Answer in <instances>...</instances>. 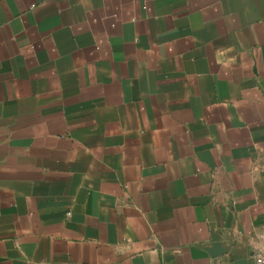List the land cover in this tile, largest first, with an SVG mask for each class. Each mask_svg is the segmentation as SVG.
Here are the masks:
<instances>
[{
	"label": "crops",
	"instance_id": "obj_1",
	"mask_svg": "<svg viewBox=\"0 0 264 264\" xmlns=\"http://www.w3.org/2000/svg\"><path fill=\"white\" fill-rule=\"evenodd\" d=\"M0 264H264V0H0Z\"/></svg>",
	"mask_w": 264,
	"mask_h": 264
},
{
	"label": "built area",
	"instance_id": "obj_2",
	"mask_svg": "<svg viewBox=\"0 0 264 264\" xmlns=\"http://www.w3.org/2000/svg\"><path fill=\"white\" fill-rule=\"evenodd\" d=\"M263 261V259L262 258H259V262H262Z\"/></svg>",
	"mask_w": 264,
	"mask_h": 264
}]
</instances>
